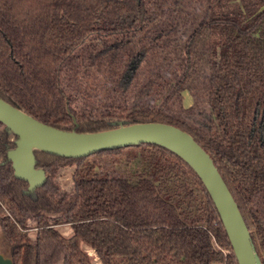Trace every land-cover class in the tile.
I'll use <instances>...</instances> for the list:
<instances>
[{"label": "trees", "instance_id": "trees-1", "mask_svg": "<svg viewBox=\"0 0 264 264\" xmlns=\"http://www.w3.org/2000/svg\"><path fill=\"white\" fill-rule=\"evenodd\" d=\"M148 1L0 0V97L67 131L116 121L187 131L213 159L264 264V0H195L200 15L175 3L162 22V6ZM95 72L103 78L93 92L105 100L76 109L79 77ZM13 139L0 122V228L14 264H92L80 243L101 264H237L208 191L173 152L153 144L81 158L36 150L47 178L29 190L7 156ZM91 156L115 159L105 171ZM66 164L76 165L74 187L61 194L52 177Z\"/></svg>", "mask_w": 264, "mask_h": 264}, {"label": "water", "instance_id": "water-1", "mask_svg": "<svg viewBox=\"0 0 264 264\" xmlns=\"http://www.w3.org/2000/svg\"><path fill=\"white\" fill-rule=\"evenodd\" d=\"M0 122L11 132L16 144L7 152L14 175L27 181L29 190L43 186L47 178L46 172L35 166L36 150L65 158H81L103 150L153 144L173 152L194 170L208 191L237 264H263L251 231L213 159L187 131L163 122L125 121H116L115 127L97 132L67 131L34 118L1 97ZM1 239L0 245L7 247L8 253L0 252V264H14L3 233Z\"/></svg>", "mask_w": 264, "mask_h": 264}, {"label": "rangeland", "instance_id": "rangeland-1", "mask_svg": "<svg viewBox=\"0 0 264 264\" xmlns=\"http://www.w3.org/2000/svg\"><path fill=\"white\" fill-rule=\"evenodd\" d=\"M175 3H177V6H182L183 9L186 10L187 12H192L194 14L198 13L200 15L203 11V8L200 7V3L196 2L195 0H149L148 1V7L150 9L156 10L157 8L160 9V6H162L163 11L162 10L159 11V17L157 20L159 22H162L163 20H161V16L162 15L164 16V14L166 16V11H168L170 8L174 7ZM88 51L89 50L86 48L83 50V53L85 55H87ZM95 73L89 74V76L84 75L86 77H82V78L79 77L80 83L75 85V87H74V92L77 95V100L73 104V106L76 109L77 108H80V109L84 108L87 105H88V109H90V108H93L96 105H98L100 100H102V101L105 100L103 98L104 91H97L96 94L93 92V89L96 86V84H99L101 82L100 80H102V78H103L101 74H98V73L95 74ZM165 75H168L167 71H165ZM110 85H111L110 81H107L105 83V87H110ZM90 87H93L92 90ZM182 96H183V101H182L183 106L185 108L190 107L193 104V99H192L190 92L188 90H185V91H183ZM125 149H127V148H125ZM127 152L130 154H135L138 151H136L135 149H132L131 151H127ZM125 155H123L121 158H118L117 161L119 162L121 159H124ZM114 159H115V157H111V156L110 157H104V158H101L98 156H91L89 158V160L92 162H96L97 164L100 163L101 165H100L99 169L101 170L103 168V170H105V171L111 169V163H112V160H114ZM75 168H76L75 164H66V165L57 166V169L54 172V175L52 177V182H54L56 184V186L58 187L59 192L61 194L70 193L73 190V187H74L73 173H74ZM48 216L54 217V216H56V214H52V215H48ZM27 227L29 229L26 232H27L29 238L34 240L36 237V231L37 230L35 229L36 220L32 215L27 220ZM56 229L65 237H70L72 235V229L68 224L58 225V226H56ZM1 234H2V231L0 228V241L1 240L3 241V239H1ZM80 246L84 251H86L89 254L92 264H101L99 258L97 257V255L95 254L94 250L91 247H89L85 243H80ZM0 252H2L3 254H7L8 248L7 247L4 248L0 245Z\"/></svg>", "mask_w": 264, "mask_h": 264}]
</instances>
